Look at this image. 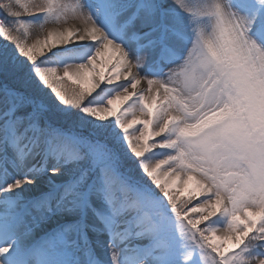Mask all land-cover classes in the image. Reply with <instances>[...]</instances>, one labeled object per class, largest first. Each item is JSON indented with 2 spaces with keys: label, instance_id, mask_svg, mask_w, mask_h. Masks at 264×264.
Instances as JSON below:
<instances>
[{
  "label": "snow or ice",
  "instance_id": "6c2138e0",
  "mask_svg": "<svg viewBox=\"0 0 264 264\" xmlns=\"http://www.w3.org/2000/svg\"><path fill=\"white\" fill-rule=\"evenodd\" d=\"M0 264H264V0H0Z\"/></svg>",
  "mask_w": 264,
  "mask_h": 264
},
{
  "label": "rangeland",
  "instance_id": "374dc122",
  "mask_svg": "<svg viewBox=\"0 0 264 264\" xmlns=\"http://www.w3.org/2000/svg\"><path fill=\"white\" fill-rule=\"evenodd\" d=\"M67 2L71 3L72 0H67ZM73 23L80 24V22L78 20H75L74 21V20L69 19V21H68L67 24L55 25V24L49 23V24H46L43 29L39 28L38 26L33 27L30 30V35H29V38H28V43L29 44L34 43L37 39H41L42 40V39H44L46 37V35H47V33L49 31H53V30H55L57 28L64 29L67 26L72 25ZM146 86H147L146 85V82L142 81L141 85H139L138 87H140V88H146Z\"/></svg>",
  "mask_w": 264,
  "mask_h": 264
},
{
  "label": "bare ground",
  "instance_id": "6f19581e",
  "mask_svg": "<svg viewBox=\"0 0 264 264\" xmlns=\"http://www.w3.org/2000/svg\"><path fill=\"white\" fill-rule=\"evenodd\" d=\"M72 26H76V27H82L81 24L78 23H73L72 25L67 26L66 28H70Z\"/></svg>",
  "mask_w": 264,
  "mask_h": 264
},
{
  "label": "trees",
  "instance_id": "16d2710c",
  "mask_svg": "<svg viewBox=\"0 0 264 264\" xmlns=\"http://www.w3.org/2000/svg\"><path fill=\"white\" fill-rule=\"evenodd\" d=\"M185 195H187V194H185Z\"/></svg>",
  "mask_w": 264,
  "mask_h": 264
}]
</instances>
